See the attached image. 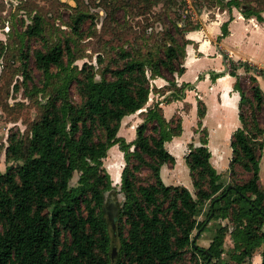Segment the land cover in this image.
<instances>
[{
	"label": "trees",
	"instance_id": "obj_1",
	"mask_svg": "<svg viewBox=\"0 0 264 264\" xmlns=\"http://www.w3.org/2000/svg\"><path fill=\"white\" fill-rule=\"evenodd\" d=\"M231 4L240 7L243 16L264 21V7L256 9L237 0H227L224 8ZM39 23L36 19L27 32L39 34ZM175 25L179 29L177 22ZM226 34L227 21L222 23L217 40ZM168 38L164 55L151 54L146 58L148 61L131 59L121 67L106 68L98 79L90 63L71 71L64 65L63 54H69V46L63 48L55 43L45 51L34 52L35 62L45 75H51L50 67H56L54 75L58 81L51 85L39 117L31 122L29 134L7 136L4 160L11 163L0 169V264H176L188 250L196 264H208L212 258L221 257L228 228L219 225L210 244L199 247L193 239V230L201 229L205 220H198L197 215L203 203L209 202L210 214L231 192L229 203L235 206L232 213L237 219L229 235L242 248L231 252L232 261L227 264H252L254 252L260 246L259 264H264V230L258 232L256 227L242 226L238 219L258 217L259 225L264 222L261 207L264 188L259 184L264 94L255 76L250 75L254 84L247 95L237 73L243 67L264 77V69L225 56L227 72L236 77L234 88L239 93L241 124L230 138L227 173L233 177L236 166L241 167L247 174L242 182L231 186L221 183L220 173L210 162L207 131L201 123L205 106L198 100L197 125L203 136L199 145L189 142L184 155L192 184L197 188L193 197L186 186L166 184L160 175L162 164L175 162L164 143L179 135L181 129L180 118L175 119V124L173 118L167 119L160 103L184 97L185 86L192 89L189 83L177 85L174 79V74L180 75L185 70L183 62L175 65L174 60L179 59V54L184 59L189 40L183 36L178 44L173 35ZM217 76L210 74L212 79ZM155 77L164 78L169 87L162 93V100H155L141 111L143 116L136 125L135 137L127 141L118 135L121 120L145 105L149 79ZM72 86L78 94L77 101L71 98ZM114 144H118L124 159L120 173L124 201L116 218L115 262L110 253L111 233L104 210L107 203L104 194L113 192L114 186L102 161ZM142 168L148 170L150 177L144 184L137 175ZM74 172H78V177L71 184ZM240 207H244L243 211Z\"/></svg>",
	"mask_w": 264,
	"mask_h": 264
},
{
	"label": "rangeland",
	"instance_id": "obj_2",
	"mask_svg": "<svg viewBox=\"0 0 264 264\" xmlns=\"http://www.w3.org/2000/svg\"><path fill=\"white\" fill-rule=\"evenodd\" d=\"M178 1L181 3L175 4L170 0H0V49L2 51L0 57V169L4 170L5 166L11 163L4 160L8 134L15 133L22 137L29 134L31 122L39 117L41 105L45 102L51 85L58 81V77L54 75L57 71L56 67H50L51 76L45 75L43 69L37 66L34 57L36 50L45 51L55 43H59L63 48L69 46V54L66 52L63 54L64 65H67L71 71L75 67L80 69L83 63H90L96 73V79H98L106 68L121 67L131 59L148 61L146 58L151 54L153 56L164 55L163 49L168 43L169 35H173L177 39V43L180 44L183 36L184 39H188L190 32L199 30L204 20H209L218 10L226 6L227 0H189L188 3L185 0ZM237 1L251 5L256 9L264 7V0ZM262 15L264 16V12ZM78 16L80 20H77ZM36 19H39L41 31L39 34H31L27 32V29L34 25ZM176 22L179 29L176 28ZM123 53H126V56H122ZM178 57V60H174L175 65L178 62H183L184 65L183 57L180 54ZM178 66L180 65L178 64ZM162 70L169 77L166 70ZM146 71L149 73L148 65ZM203 73V75H207V71ZM251 73L254 71L252 70L250 74L245 72L239 76V82L247 95L251 94L250 86L254 84L250 79ZM192 74L193 71L188 69L186 77L191 78ZM176 76L174 74V79ZM72 81L74 82V80ZM149 85L150 91L145 105L139 112L129 114L128 118L123 117L121 121L118 135L127 141H131L135 137V128L138 124V122H134V118L131 120V115H135V118H138V115L143 116L141 111L157 98L163 99L162 93L169 87L162 77L150 78ZM182 90L184 94L188 93V97L185 98V95L180 99L181 108L175 111L170 118H173L174 124L175 119L180 118L181 128L183 126L181 137L187 140L179 148L182 147V151L186 153L187 144L194 143L195 139L194 135L189 136L191 129L192 133L197 134L198 137H202L203 132L197 125V115L194 125L191 126L192 117L188 114L191 103L189 99H196L197 104L199 98L194 92H187V86ZM71 98L74 101L79 100L74 86H72ZM163 103L165 102H161L160 105ZM165 117L169 118V116ZM259 119L262 123L261 114ZM167 147L174 151L177 145L173 143ZM114 156H119V165L112 163ZM102 161L114 186L113 192L104 194L106 202L108 195L112 193L116 199L115 204L117 207H121L124 195L120 189V173L124 159L118 144L114 145V148L108 149ZM259 166V184L264 188V146ZM164 169H167L163 177L161 176L164 183L182 184L189 189L193 197H196L197 188L192 184L185 162L184 165L179 162L173 168H170L169 164H165ZM116 172L118 173L117 178L113 177ZM166 174L169 179L166 178ZM220 174V181L223 185L242 182L247 176L239 166H236L233 177L226 174L225 168L220 169ZM137 175L143 184L150 181L148 170L145 168H142ZM77 177L78 172H74L70 183L74 184ZM230 195L233 196V193L231 192ZM231 196L217 204L216 210H212L210 214H208L209 202L203 203L201 211L197 215L198 220H205V225L201 229L193 230V235L199 231L195 238V243L199 247L205 248L210 244L219 225H225L228 228L223 240L221 257L212 258L208 264H227L232 261L231 252L242 248V244L233 242L229 235L234 219H237L236 214L232 213V207L235 206L229 203ZM261 207L264 209V203L261 204ZM243 209L244 207H240V211ZM105 215L107 217V214ZM254 216L257 215L254 214ZM238 219L242 226L256 227L258 232L264 230V222L259 225L261 220L258 217L251 220L244 217H238ZM116 226L117 221L115 220L114 229H110V253L113 262L118 256ZM261 250V246L256 248L252 264H259ZM197 262L199 263V260ZM176 264H196V259L195 257L190 258L188 250Z\"/></svg>",
	"mask_w": 264,
	"mask_h": 264
},
{
	"label": "crops",
	"instance_id": "obj_3",
	"mask_svg": "<svg viewBox=\"0 0 264 264\" xmlns=\"http://www.w3.org/2000/svg\"><path fill=\"white\" fill-rule=\"evenodd\" d=\"M229 17L231 18L229 19ZM226 21L227 34L217 40V36L221 34V25ZM187 38L189 43L186 44L185 48V70L182 74L177 75L175 80L177 85L183 82L189 83L192 89H188L187 92H194L198 96V100L204 103L205 110L201 123L207 131L210 162L217 172L220 173V169L225 168L226 174H228V162L231 156L230 138L232 132L241 124L238 116L239 93L234 88L236 77L227 72L228 67L225 56L234 61H248L264 69V21L257 20L255 16H243L241 8L231 4L230 7L218 10L209 20H204L200 29L190 32ZM188 69L193 71L191 78L186 77ZM204 71H207V75H203ZM245 72L250 74L252 70H245L243 67L237 69L238 76ZM210 74H219V76L212 79ZM251 74L255 76L256 83L259 84L264 94V77L255 73ZM185 95V98H187L188 93ZM161 99L159 97L156 100ZM189 100L191 103L188 114L192 117V126L196 120L197 104L196 99ZM161 105L164 116L170 118L175 111L181 108L182 102L180 99H176ZM136 112H139V110ZM124 117L128 118V115ZM137 117L131 115V120L134 118L135 123L141 122L142 116L138 115ZM166 118L168 119V117ZM182 131L183 126L179 135L164 143L167 149L168 145L170 146L173 143L177 145L174 151L168 149L175 157L174 164H169L170 168H173L179 162L184 165L185 162L184 155L187 152H183L182 147L179 148L187 140L181 137ZM190 133L189 136L194 135L195 137L193 144L199 145L200 137L192 133V129ZM114 145L111 147L114 148ZM165 164L167 163L162 164L160 167L162 177L164 172H167V169H164ZM168 177L166 174L167 179H169Z\"/></svg>",
	"mask_w": 264,
	"mask_h": 264
},
{
	"label": "water",
	"instance_id": "obj_4",
	"mask_svg": "<svg viewBox=\"0 0 264 264\" xmlns=\"http://www.w3.org/2000/svg\"><path fill=\"white\" fill-rule=\"evenodd\" d=\"M115 203H116L115 196L113 194L108 195V201L104 207V210L107 214V218L109 221V228L111 230L114 229V227H115L116 215L118 213V207ZM198 232L194 234L193 239H195L197 237Z\"/></svg>",
	"mask_w": 264,
	"mask_h": 264
},
{
	"label": "bare ground",
	"instance_id": "obj_5",
	"mask_svg": "<svg viewBox=\"0 0 264 264\" xmlns=\"http://www.w3.org/2000/svg\"><path fill=\"white\" fill-rule=\"evenodd\" d=\"M197 23V22H196ZM120 158H119V156H114L113 158H112V163L113 164H115V165H119L120 164ZM117 172H116V174L113 176V177H116L117 178Z\"/></svg>",
	"mask_w": 264,
	"mask_h": 264
},
{
	"label": "built area",
	"instance_id": "obj_6",
	"mask_svg": "<svg viewBox=\"0 0 264 264\" xmlns=\"http://www.w3.org/2000/svg\"><path fill=\"white\" fill-rule=\"evenodd\" d=\"M185 2H186V3H188V2H189V0H185Z\"/></svg>",
	"mask_w": 264,
	"mask_h": 264
}]
</instances>
